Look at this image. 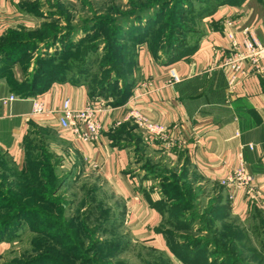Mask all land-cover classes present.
<instances>
[{
    "label": "crops",
    "instance_id": "1",
    "mask_svg": "<svg viewBox=\"0 0 264 264\" xmlns=\"http://www.w3.org/2000/svg\"><path fill=\"white\" fill-rule=\"evenodd\" d=\"M43 1L0 0V38L9 30L26 28L27 4ZM202 29L197 47L188 55L167 62L151 57L137 60L128 100L116 107L101 102L103 133L93 144L72 143L58 127V111L65 99L74 108L91 100L101 105L89 97L86 85L52 83L37 95L48 112L34 115L32 98L1 101L14 92L0 76V158L21 171L29 155L40 161L48 153L55 170L96 175L122 200L130 237L167 253L166 238L156 230L163 214L154 203L162 199L161 183L173 176L185 175L186 182L207 200H224L241 223L259 224L264 218V75L251 70L228 97L230 68L221 65L232 48L229 30L241 44L246 31L264 44V0H226L202 19ZM172 68L180 77L175 84ZM131 110L165 125L171 145L151 142L134 122H122ZM240 159L257 178L259 199L243 189L232 191L231 198L229 189L218 182Z\"/></svg>",
    "mask_w": 264,
    "mask_h": 264
},
{
    "label": "rangeland",
    "instance_id": "2",
    "mask_svg": "<svg viewBox=\"0 0 264 264\" xmlns=\"http://www.w3.org/2000/svg\"><path fill=\"white\" fill-rule=\"evenodd\" d=\"M165 2H40L25 18L26 46L13 47L8 54L21 52L24 57L20 63L16 59L9 62L13 85L21 90L39 70L74 73L95 93L107 88L104 95L93 99L110 105L117 87L123 86L118 80L127 78L129 62L152 58L151 50L165 59L166 45L161 42L186 30L179 24V10L199 5L197 0ZM186 25L195 27L190 18ZM5 173L0 179V264H182L179 257L183 259V253L176 257L170 249L167 253L130 237L122 200L100 184L96 175H69L67 168H58L56 175L65 181L54 190L50 181L53 170H42L46 182L28 175L32 183L12 165L8 164ZM195 191L200 194L199 202L192 199V203L195 208L199 203L205 213L212 201L202 191ZM219 197L223 199L222 194ZM223 202L212 207L211 217L206 215L213 225L186 221L197 218L201 213L197 210L187 213L185 220L170 212L163 220V231L168 238L190 245L215 238L221 247L220 264H264V225L241 223ZM231 240L236 250L228 245Z\"/></svg>",
    "mask_w": 264,
    "mask_h": 264
},
{
    "label": "trees",
    "instance_id": "3",
    "mask_svg": "<svg viewBox=\"0 0 264 264\" xmlns=\"http://www.w3.org/2000/svg\"><path fill=\"white\" fill-rule=\"evenodd\" d=\"M172 0H167L165 2L166 4L171 2ZM198 2V7H189L184 10H179V16L181 17V21L179 22L180 25L185 26L184 32L177 31L178 33H173L172 38L165 43L164 41L161 42L165 46V51L164 53L166 54L165 59H161L162 62H167L171 59H176L179 56H184L188 55L191 53L196 46L198 40L200 39L203 29H202V19L205 18L206 16L212 14L216 8L223 2H226V0H197ZM39 5V3H33V4H27L26 8L28 12H32L31 10L35 9L37 7L36 5ZM190 17H189V16ZM187 18H190L192 23L195 24L194 29L188 28V25H186V20ZM26 28L20 29V30H9L6 35H3L0 38V76L4 77L7 79L12 92L14 94L18 95L20 98L25 99V98H34L36 95L42 93L43 91L47 90L51 86L52 83L54 82H66L70 81L74 84H85L84 80H81V77H78V75H75L74 73H70L68 75L67 73L65 74H54V73H49L45 71V73L39 72L35 73V75L32 76V79H29L27 83H25V87L20 89H17L15 85L12 83V79L10 77L11 75V69L9 66V62L16 59L15 63H20L23 61L24 57L21 56V52H18L14 54L13 56L8 55L9 51L13 47H24L26 46ZM187 34V35H186ZM159 45L158 47H161L162 45ZM152 58L153 59H159V53L157 51L151 50ZM154 54V55H153ZM7 59L8 64L5 63V60ZM13 62V61H12ZM137 64V59H133L131 62L128 64V73H127V78L124 77L123 79H119V82H123L122 88L117 87L119 89L117 93V96L113 101H111L110 105L113 107L120 106L124 104L128 98L130 97L131 93V88L133 85V80H132V75L133 71L136 67ZM9 66V67H8ZM117 82V83H119ZM111 83V82H109ZM86 85V84H85ZM88 88V93L89 97L93 99L95 96L99 95H104L105 90L107 88L104 87L102 91L99 93H95L86 85ZM107 96V95H106ZM44 157L41 158L40 161H36L34 158L35 156L29 155L27 157V164L24 167V169L21 170V175L24 178L28 179V175L33 174L31 176L33 177H39L41 181L46 182L42 178V170L48 169V170H53V174H51L50 181L53 182L51 185V189L55 190V186L57 184L63 185L64 180L60 179L59 180V175H56L55 173V166L53 163L50 161V155L48 153H44ZM34 159V160H33ZM10 162L6 160L5 158H0V179H4L3 172L5 173L7 171V166ZM15 168V167H14ZM16 169V168H15ZM6 174V173H5ZM57 176V177H56ZM9 178V176L7 177ZM5 178V179H7ZM187 177L182 176V179L173 176V179L170 180L169 182L166 180L165 182L161 183V193L163 194L162 199L159 200L158 202L154 203V205L162 211L163 214V220L166 218V214H169L170 212L174 213V218L176 216H179L183 218L184 220L186 219L187 213L193 212V211H200V204L198 203L197 208L194 206L195 203H192L194 201L199 202V195L197 196L195 194V190L192 188V186L186 182ZM181 180V181H180ZM27 182L32 183L31 180H27ZM182 182V184H180ZM57 187V186H56ZM51 189H49L51 191ZM194 201H193V200ZM220 199V198H219ZM221 200V199H220ZM220 202L218 200H213L212 201V206H210L209 210L206 211L205 213H200V215L196 214L197 218L195 219H190L187 218L186 221L193 220L196 222H205L206 224H214L212 223L210 219H207V216L212 215V207H216L219 205ZM195 208V209H194ZM195 213V212H194ZM207 215V216H206ZM201 216V218H200ZM199 217V218H198ZM206 217L205 221L202 220V218ZM209 217V218H210ZM163 220L160 224V226L156 229L158 232H161L164 234L166 238V242L168 245V248L172 252L174 256H178V253H183L184 255L183 259L182 257L179 259L181 262L185 264H220L218 260L222 258V254L220 253L221 248L219 244H217L215 238H213L211 241H204L203 243L200 241L201 239L195 241L194 244L190 245L187 244L186 241L178 242L175 241L174 238H171L166 236L167 234L163 231L162 225H163ZM170 222V220H168ZM254 225H264V218L260 217V223H256ZM216 233V231H215ZM207 235V234H206ZM172 236V235H170ZM228 245L232 247V249L236 250V246L234 245L233 241L231 240ZM223 247V246H222ZM229 248V247H228ZM230 249V248H229ZM209 250V251H208ZM207 260H204V259ZM225 263V262H224Z\"/></svg>",
    "mask_w": 264,
    "mask_h": 264
},
{
    "label": "built area",
    "instance_id": "4",
    "mask_svg": "<svg viewBox=\"0 0 264 264\" xmlns=\"http://www.w3.org/2000/svg\"><path fill=\"white\" fill-rule=\"evenodd\" d=\"M232 27V23H229ZM228 31L230 38V52L222 63V67H229L230 72L227 81V96L230 97L242 77H246L253 70L264 75V44L260 43L255 36L251 37L248 31L245 32L242 44L234 37L233 33ZM171 83L180 82V77L172 68L170 70ZM20 97L16 94H10L8 97L2 98L3 103H11ZM32 114L42 115L47 113L43 100L36 95L31 99ZM58 111V127L60 132L72 143L93 144L100 140L103 133V126L100 121V113L102 112V103L99 106L95 101H89L82 108H74L70 100L67 98L62 102ZM134 122L148 136L149 141H162L171 145L168 137L167 127L161 123H153L144 115L136 110H131L123 118L122 122ZM118 125L121 122L117 123ZM252 147V145H249ZM221 186L229 189L231 198L232 191L243 189L249 197L260 195L256 190L257 178L250 173L243 159L239 160V164L233 167L232 171L218 180Z\"/></svg>",
    "mask_w": 264,
    "mask_h": 264
}]
</instances>
